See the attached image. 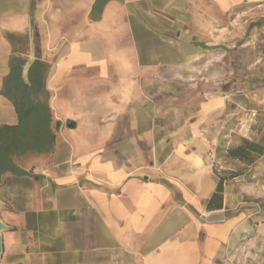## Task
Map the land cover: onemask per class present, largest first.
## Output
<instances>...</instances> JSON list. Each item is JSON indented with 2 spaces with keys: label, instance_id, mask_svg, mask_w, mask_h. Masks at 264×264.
Wrapping results in <instances>:
<instances>
[{
  "label": "crops",
  "instance_id": "obj_1",
  "mask_svg": "<svg viewBox=\"0 0 264 264\" xmlns=\"http://www.w3.org/2000/svg\"><path fill=\"white\" fill-rule=\"evenodd\" d=\"M246 4L0 0L4 264H264V229L207 208L221 100L174 85Z\"/></svg>",
  "mask_w": 264,
  "mask_h": 264
},
{
  "label": "rangeland",
  "instance_id": "obj_2",
  "mask_svg": "<svg viewBox=\"0 0 264 264\" xmlns=\"http://www.w3.org/2000/svg\"><path fill=\"white\" fill-rule=\"evenodd\" d=\"M216 22L210 35L194 37L206 44L195 61L200 75L174 85L191 88L201 103L221 100L214 115L216 137L207 150L210 166L217 182L226 178L223 204L226 199L237 220H247L253 234L264 229V154L248 164L228 156L227 150L244 138L264 145V4L238 6ZM258 245L264 246V238Z\"/></svg>",
  "mask_w": 264,
  "mask_h": 264
},
{
  "label": "trees",
  "instance_id": "obj_3",
  "mask_svg": "<svg viewBox=\"0 0 264 264\" xmlns=\"http://www.w3.org/2000/svg\"><path fill=\"white\" fill-rule=\"evenodd\" d=\"M11 138L12 140H14L13 137ZM16 146L19 147L20 144L11 141L10 143H5L3 145L2 147L3 153L2 154L0 153V155L2 156V158H0V166L4 162L9 161V159H7L6 157L10 155L12 152L16 151ZM262 154H264V145L261 142H257L246 138L242 140L241 144L231 147L227 150L228 156L248 164L253 163L256 157ZM225 180H226L225 177L219 178L216 189L207 202L208 209L215 210V209H221L223 207Z\"/></svg>",
  "mask_w": 264,
  "mask_h": 264
},
{
  "label": "water",
  "instance_id": "obj_4",
  "mask_svg": "<svg viewBox=\"0 0 264 264\" xmlns=\"http://www.w3.org/2000/svg\"><path fill=\"white\" fill-rule=\"evenodd\" d=\"M67 128H75L76 122L72 119H68L66 121ZM1 176V174H0ZM4 207V202L0 199V211ZM9 226L3 221L1 214H0V261L2 259L3 251H4V244H3V232L8 230Z\"/></svg>",
  "mask_w": 264,
  "mask_h": 264
}]
</instances>
